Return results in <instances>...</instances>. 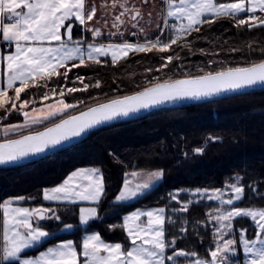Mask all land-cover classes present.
<instances>
[{
    "label": "snow or ice",
    "instance_id": "6c2138e0",
    "mask_svg": "<svg viewBox=\"0 0 264 264\" xmlns=\"http://www.w3.org/2000/svg\"><path fill=\"white\" fill-rule=\"evenodd\" d=\"M147 2L143 0V3ZM162 2L165 18L162 23L156 24L159 34L151 38L145 34V27L141 24V11L130 7L128 0L119 5V14L112 18L111 29L115 31L107 33L90 24L96 17L97 8L86 7V0H0V41L6 46V49L0 47V109L5 113L4 119L13 111H18L24 118L23 123L0 126V165L7 166L46 155L47 151L82 138L100 126L117 119H130L142 111L150 112L169 104L227 97L233 93H244L250 88L264 89V61H261L248 66L225 67L215 72L200 69L202 74L199 76L185 74L181 79L157 82L139 93L71 114L68 110L77 108L82 101L69 103L63 97L66 93L87 91L89 87L84 84V77L77 76L76 80L83 88L67 87L65 92L62 87L59 93L51 88L41 99L48 100L56 95L61 99L46 108L33 107L31 111H24L29 104L35 103L27 98L21 101V93L30 86L36 87L38 81H44L41 86L47 89L48 81L54 76H62L67 81L72 68L87 66L89 61L100 64L101 58H107L104 62L110 59L115 65L118 60L127 58L129 53H147L153 49L166 53L180 41H184L181 47H189L187 36L222 17L235 20L238 28L245 25L249 30L264 27V0ZM112 7H116L115 0ZM128 22L134 29L130 35L136 36L137 40L112 42L114 36H124L121 29ZM77 25L81 35L74 38L73 27ZM104 25H107V20ZM86 33H91V42L85 43ZM102 36L107 43L96 42ZM161 59L164 63L156 71L167 68L174 59H179V55ZM94 86L100 87L99 82ZM9 91L14 92V96H9ZM40 124L45 126V130L33 131L34 126ZM25 130L28 134H23ZM202 150L194 149V153ZM162 177L163 170L143 176L132 172L124 178L113 204L121 206L148 195L153 183ZM249 188L256 193L255 187L249 185ZM104 195L103 173L99 168L89 167L74 170L58 186L43 190L42 199L66 205H92L78 208L79 225L87 230L91 222L99 219L98 208ZM181 195L187 199L182 200ZM243 195L244 185L239 175L223 189H177L169 194L170 201L178 205L170 209L172 213H185L193 203L216 202V206L206 213L214 239L208 258H199L195 252L177 248L176 237L165 239V224L176 223L167 215L165 207L136 209L122 217V228L129 240L127 248L121 243L105 242L98 232L85 235L79 250L72 240L44 247L54 233L46 230L41 222H60L57 209L24 207L21 205L25 197L9 198L0 201V264H264V209L236 206ZM236 218H249L255 229L252 238H248L247 229L235 230L239 232L242 259L239 258L233 228ZM183 223L186 225L187 220ZM61 227L65 231L73 228L71 224ZM180 232L186 233L187 228L181 226ZM36 248L43 250L32 255V250Z\"/></svg>",
    "mask_w": 264,
    "mask_h": 264
},
{
    "label": "trees",
    "instance_id": "16d2710c",
    "mask_svg": "<svg viewBox=\"0 0 264 264\" xmlns=\"http://www.w3.org/2000/svg\"><path fill=\"white\" fill-rule=\"evenodd\" d=\"M235 23L231 18L222 17L214 23L204 24L198 32L186 37L189 47H181L184 41H180L166 53L156 49L147 53H129L115 65L110 59L104 62L107 58H101L100 64L89 61L87 66L72 68L67 81L62 76L52 77L47 89L41 86L44 81H38L36 87L30 86L21 93V101L26 98L34 100L35 103L28 106L31 109L52 102L61 97L56 95L42 100L46 91L55 88L59 93L62 87L65 92L67 87L83 88L76 80L77 76H82L84 84L89 85L87 91L66 93L63 97L69 103L82 101L69 111L76 114L140 92L157 82L181 79L185 74L199 76L202 74L200 69L215 72L225 67L264 61V27L249 30L248 26L238 28ZM74 36L77 38L80 34ZM87 41H91L90 36ZM177 54L178 60L174 59L162 71H156L164 63L161 57ZM97 82L100 84L98 88L94 86ZM9 94L14 95V92L9 91ZM23 120L18 111H13L6 123ZM201 148L202 152L194 153V149ZM83 167L102 169L105 182V195L98 208L99 219L91 222L87 230L78 221V208L82 204L66 205L42 199L43 190L59 185L67 175ZM157 170H163V177L148 195L121 206L113 204L126 176L134 171ZM237 175L242 177L244 195L236 206L264 209V90L194 106L162 109L135 121L95 131L77 145L33 163L0 168V201L25 197L22 205L57 209L60 222L56 225L41 222L50 233H54L44 247L72 240L78 249L85 234L91 232H98L108 243H121L127 248L129 240L122 228V217L136 209L165 207L167 215L176 221L172 225L165 224V239L176 237L177 248L195 252L199 258H208L214 239L206 213L216 206V202L201 201L191 204L185 213H172L170 209L178 205L170 201L169 194L177 189H223L234 182ZM249 185L256 188V193ZM180 198L187 199L184 195ZM66 224H71L72 230H63L61 225ZM181 226L187 228L186 233L180 232ZM241 228L248 230V238H252L255 231L249 218L236 219L234 232L240 259L243 258L242 249L239 232L235 230ZM40 250L43 249H33L31 254L37 255Z\"/></svg>",
    "mask_w": 264,
    "mask_h": 264
},
{
    "label": "crops",
    "instance_id": "0c3cea01",
    "mask_svg": "<svg viewBox=\"0 0 264 264\" xmlns=\"http://www.w3.org/2000/svg\"><path fill=\"white\" fill-rule=\"evenodd\" d=\"M154 2H155L154 4L155 8L153 11H151L150 13L151 15L149 16L151 20L149 21V24L145 26V29L148 28L149 32H152V33H156L158 31V29L156 28V24L162 23L163 19L165 18L162 14L163 12L162 0H154ZM115 3H116V7L113 8L112 7L113 0H86V7L95 6L97 8L96 17L94 18L93 21L90 22V24L96 27H100L102 32H104V29H107V30L110 29L109 31H115V29H111L110 23H112V18L116 15L117 11L119 14V11H120L119 5L121 3H124V0H115ZM144 17H145V14H143V18ZM124 19L127 20V17H124ZM105 20H107L106 26L104 25ZM130 24L131 22L126 23V25L121 29V31L123 33H126L129 29ZM75 33H78L81 35L80 28L78 25L73 27V37L74 38H76L74 36ZM85 36L91 37V33H86ZM132 37H135V39H133ZM132 37L130 38L129 42H135L137 40L136 36H132ZM91 40H92V37H91ZM87 42L88 41L86 39L85 43ZM0 47H4L6 49L4 42L0 41ZM0 223L2 224V220H0Z\"/></svg>",
    "mask_w": 264,
    "mask_h": 264
},
{
    "label": "rangeland",
    "instance_id": "374dc122",
    "mask_svg": "<svg viewBox=\"0 0 264 264\" xmlns=\"http://www.w3.org/2000/svg\"><path fill=\"white\" fill-rule=\"evenodd\" d=\"M128 4H129V6L130 7H132V8H136V9H139L140 11H141V13H142V19H141V24L142 25H144V27L146 26V25H148L149 24V21L151 20L150 18H149V13H151V11H153L154 10V8H155V6H154V4H155V2H154V0H148V2L147 3H143V0H128ZM147 4V5H146ZM164 8V5H163V2H162V9ZM143 14H145V17L143 18ZM116 15H118V11L116 12ZM94 20V19H93ZM110 25H111V23H110ZM96 27V26H95ZM110 29H104V32H102V33H107L108 31H109ZM134 31V29L131 27V24H130V26H129V29H128V31L126 32V33H124V36L123 37H120V36H114L113 38H112V42H122V40H130V38L132 37V35H130V33L131 32H133ZM145 34L147 35V36H149V37H151V38H153V37H155V36H157L159 33H158V31L156 32V33H152V32H149V30H148V28L147 29H145ZM96 42H108L105 38H104V36H102V37H100V38H97V41ZM141 42H143V40L141 39ZM9 96H14V95H11V94H9ZM59 99H61V98H56V100H54V101H52V102H49V103H46V104H43L42 106H36L37 108H40V107H47V105H49V104H52V103H55L56 101H58ZM64 99V98H63ZM9 107H10V105H9ZM17 109L19 110V102H17ZM71 109H69L68 110V112L70 111ZM24 111H31V108H26V109H24ZM4 116H5V113H4V111L2 110V109H0V126H2V125H6L7 123H6V121L7 120H9V117H10V114H8L7 115V118L6 119H4ZM20 123H23V122H20ZM9 124H19V123H9ZM50 125V124H49ZM48 125V126H49ZM43 127H45L43 124H40V125H36V126H34V128H33V130L34 131H38L40 128H43ZM26 132H28V130H25V132L24 133H26ZM23 133V134H24ZM12 138H17L16 136H13ZM0 141H2V140H0ZM83 168H89V167H83ZM96 168V167H95ZM79 169V168H78ZM100 169V168H99ZM77 170V169H76ZM101 170V172L103 173V171H102V169H100ZM150 172H152V171H149V172H138V173H140L142 176L143 175H146L147 173H150ZM131 175V174H130ZM130 175H128V176H130ZM103 177H104V175H103ZM160 181L161 180H159V181H156V182H154L153 183V185H152V187H151V189L150 190H152L153 188H155V187H157L159 184H160ZM134 183H135V181H134ZM58 186V185H57ZM48 189H50V188H48ZM149 190V191H150ZM103 199V198H102ZM102 201V200H101ZM45 202H47V201H45ZM131 202H133V201H131ZM101 203V202H100ZM63 204V203H62ZM83 206H92V205H89V204H87V203H84V204H82ZM21 206H24V207H29V208H34V207H37V206H30V205H21ZM225 207H227V206H225ZM141 210H148V209H144V208H141ZM59 214V213H58ZM60 215V214H59ZM236 219H239V218H236ZM236 219L233 221V228H234V225H235V221H236ZM46 221H48L50 224H52V225H56L58 222L57 221H55V220H46ZM214 222V221H213ZM215 223V222H214ZM1 224V223H0ZM47 230V229H46ZM87 234H90V233H86L85 235H87ZM102 237V236H101ZM103 239V238H102ZM104 240V239H103ZM67 241V240H66ZM105 241V240H104ZM62 242H65V241H62ZM106 242V241H105ZM61 243V242H60ZM108 243V242H107ZM112 244H115V243H112ZM79 250V249H78ZM38 254V253H37ZM239 258H240V256H239Z\"/></svg>",
    "mask_w": 264,
    "mask_h": 264
},
{
    "label": "water",
    "instance_id": "95a60500",
    "mask_svg": "<svg viewBox=\"0 0 264 264\" xmlns=\"http://www.w3.org/2000/svg\"><path fill=\"white\" fill-rule=\"evenodd\" d=\"M154 86V85H153ZM152 87V86H151ZM145 90V89H144ZM261 90H264V89H261V88H250L248 89L246 92L244 93H233V94H229L227 97H216V98H213V99H209V100H202V101H188L186 103H182V104H176V105H173V104H169V105H166L164 108H160V109H153L152 111H142L139 115H136V116H132L130 119H117L115 122L111 123V124H105L103 126H100L98 128H96L95 130L89 132L87 135L83 136L82 138H79V139H73L71 142H66L63 144L62 147H57L56 149H52V150H49L47 151L46 155H39V156H36V157H32V158H29V159H25V160H22L20 161L19 163H15V164H10V165H7V166H3V165H0V168H12V167H18V166H23V165H26V164H29V163H33L37 160H40L42 158H45V157H48L52 154H55V153H58L60 151H63L65 149H68V148H71L75 145H77L78 143L86 140L92 133H94L95 131H98L100 129H103V128H106V127H109V126H112V125H115V124H118V123H124V122H131V121H135V120H138L140 118H143L145 116H148L150 114H153L155 113L156 111H159V110H162V109H169V108H182V107H188V106H194V105H199V104H202V103H205V102H209V101H216V100H221V99H226V98H229V97H233V96H238V95H244V94H247V93H250V92H253V91H261ZM143 91V90H142ZM141 92V91H140ZM139 93V92H137ZM136 94V93H134ZM133 95V94H131ZM129 96V95H128ZM111 101V100H110ZM110 101H107V102H104V103H108ZM103 104V103H101ZM100 105V104H98ZM98 105H95V106H92V107H96ZM90 107V108H92ZM90 108L88 109H85L83 111H87L89 110ZM81 111V112H83ZM80 113V112H79ZM79 113H76V114H79ZM67 118V117H66ZM59 122V121H58ZM52 126V125H50ZM45 130L42 129V130H39V131H43ZM28 134V133H27ZM18 138V137H17ZM2 142V141H0Z\"/></svg>",
    "mask_w": 264,
    "mask_h": 264
}]
</instances>
